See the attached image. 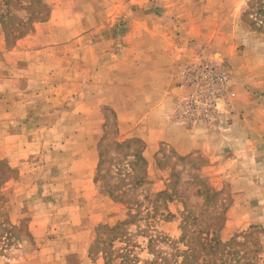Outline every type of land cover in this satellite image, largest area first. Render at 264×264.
<instances>
[{"label":"rangeland","instance_id":"374dc122","mask_svg":"<svg viewBox=\"0 0 264 264\" xmlns=\"http://www.w3.org/2000/svg\"><path fill=\"white\" fill-rule=\"evenodd\" d=\"M41 2L47 19L16 40ZM8 10L0 0V264H104L90 254L97 229L124 221L129 241L114 250L149 264L148 240H179L186 212L221 227L227 264H264V0H11ZM138 27L169 32L155 47L173 60V86L188 92L170 123L209 132L220 160L160 143L136 163L145 143L108 103L124 90L108 91L98 71L138 55L126 43ZM136 78L122 80L131 98ZM245 111L247 126L232 130ZM128 140L140 142L116 147Z\"/></svg>","mask_w":264,"mask_h":264},{"label":"crops","instance_id":"0c3cea01","mask_svg":"<svg viewBox=\"0 0 264 264\" xmlns=\"http://www.w3.org/2000/svg\"><path fill=\"white\" fill-rule=\"evenodd\" d=\"M166 28H162L158 31L156 28L148 31L146 29L141 30L139 27L134 28L132 31L134 41L126 42L130 44L133 53L136 51L137 56H117L112 57L116 59V63L111 59L112 65L108 62L107 64L102 63L101 68H99V74L102 79V84L107 81L106 89L109 90H124L122 94H117L116 96H111L109 104L115 112L118 122L121 124L131 123L130 128L133 130L132 136H135L145 143L144 158L147 160L150 158L152 150L154 147L158 146L160 143H165L168 145H182V149L179 150L181 155L188 154L192 152V149H201L203 152H207L211 157L212 161L220 160L217 157L218 147L206 146L207 141L212 137L209 132H198L195 134L182 126H177L170 123V118L174 112L175 102L181 98L188 96V92L184 89L176 88L173 86L172 80V68L169 67L173 60L167 51L162 52L158 50L155 45H160L161 40L159 35L163 36L169 34ZM147 31L149 33L150 39L154 41L153 48L144 46V33ZM155 34V36L153 35ZM137 37V38H136ZM136 38V39H135ZM21 41V40H20ZM164 41V40H163ZM150 41H148L149 44ZM116 45L120 49H125L124 42H117ZM130 48V49H131ZM148 49V50H147ZM141 50V51H140ZM188 56V55H185ZM135 61L139 64L142 61L143 66H148L145 71L143 69L135 68ZM133 73L137 76L138 73L141 75H146L144 83L139 81V79H133L134 94L131 98L128 96L125 88L124 81L128 74ZM98 75V73H96ZM245 76L248 77V71L245 72ZM104 81V82H103ZM121 82V83H120ZM114 85V86H113ZM73 86V85H72ZM105 88V86H102ZM243 120L238 119L234 116L233 128L242 127L243 124H248V112L242 115ZM245 126V125H244ZM185 132L186 140L176 141L175 134ZM232 134V132L230 133ZM226 140L225 136L218 137L217 144L219 147L227 146L224 142ZM245 139H248L246 137ZM232 140V138H231ZM186 142V143H185ZM207 147V150H205ZM222 149V153H224Z\"/></svg>","mask_w":264,"mask_h":264},{"label":"trees","instance_id":"16d2710c","mask_svg":"<svg viewBox=\"0 0 264 264\" xmlns=\"http://www.w3.org/2000/svg\"><path fill=\"white\" fill-rule=\"evenodd\" d=\"M1 1H3L4 6L6 7L7 14L9 16L12 15V10H8L11 0ZM47 17V7L41 2L40 10L38 12H28L26 22H20V24L22 23L26 25V30L19 33L16 40L24 37L32 31V25L35 21L44 22ZM0 24L2 25L7 38L4 21L0 20ZM131 141L140 142L139 140H128L121 144H116V147H128ZM134 157L137 159L136 163L140 161L143 164H146V160L140 153L136 152ZM102 162L103 154L100 153L99 168L101 167ZM6 170L10 173L12 172L9 168ZM99 175L100 170L98 169V177ZM143 181V178H136L134 186L140 185ZM108 194L116 199V194H113L110 191H108ZM161 195L162 194H157L156 197L159 198ZM218 196V192L212 190H207L206 192V199L209 198L208 201L212 200L215 202V199ZM130 218L134 219L135 216ZM129 223V221H124L113 227H99L97 229L96 238L92 246H90V254L92 251H95L96 254H100L104 260V264L136 263L135 258L130 257L131 250H128L127 248L122 249L120 252L119 250H114V244L116 242L121 240L129 241V235L125 230ZM192 227H195L197 231L191 232L190 228ZM220 230V226L215 228V226L202 223L198 217H191L190 214L186 212V216L182 221V235L179 240L172 241L161 235L148 240V254L151 256L149 264H227L226 258H228L231 253L228 251L229 245L222 243L219 239L218 234Z\"/></svg>","mask_w":264,"mask_h":264}]
</instances>
